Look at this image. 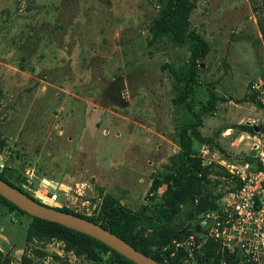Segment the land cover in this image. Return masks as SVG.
Here are the masks:
<instances>
[{
    "label": "rangeland",
    "instance_id": "1",
    "mask_svg": "<svg viewBox=\"0 0 264 264\" xmlns=\"http://www.w3.org/2000/svg\"><path fill=\"white\" fill-rule=\"evenodd\" d=\"M192 1L189 25L209 46L194 98L215 101L199 127L209 142L191 151L206 178L174 211L151 210L163 175L181 168L178 134L191 115L175 77L188 71L193 41L155 36L168 0H0V173L34 199L55 192V207L90 218L110 194L144 211L135 231L158 239L222 205L235 184L229 165L255 154L257 133L241 125L262 117L249 84L264 71V0ZM33 222L0 200V264H119L88 244L29 240ZM206 244L193 255L153 248L166 261L209 264Z\"/></svg>",
    "mask_w": 264,
    "mask_h": 264
},
{
    "label": "trees",
    "instance_id": "2",
    "mask_svg": "<svg viewBox=\"0 0 264 264\" xmlns=\"http://www.w3.org/2000/svg\"><path fill=\"white\" fill-rule=\"evenodd\" d=\"M194 7L195 4L192 0H168L167 5L162 10L161 18L153 25L155 36L159 33H170L176 43H184L187 40L193 41L188 71L182 76L175 77L176 82L183 88L184 93L182 96L184 104L191 115V121L184 123L178 134L179 151L176 154V160L180 163L181 168L175 172H169L163 175L162 184L165 186V189L161 195V202L155 204L151 210L153 211L152 216L155 218L162 212L174 211L177 204L182 199L185 189L190 184H200L201 181L206 178V171L204 167H202L200 159L193 155L191 151L193 139L203 143L209 142L208 138L202 136L199 127L202 125V116L213 107L215 98L212 97V100L206 104L194 98L199 86V79L197 77L198 60L204 57L209 50L206 40L199 32L192 29L189 25V15ZM262 33L264 35V29H262ZM249 95V98L255 101L253 95L250 93ZM241 128L244 131H251L253 126L241 125ZM0 178L13 187L21 190L1 173ZM233 188L234 186L230 189ZM26 194L29 195L28 193ZM30 197L33 198L32 196ZM0 200L10 209H17L26 213L1 195ZM36 201L38 202V200ZM209 207L212 209V207L214 208L215 206L210 205ZM54 208L60 211L73 213L100 224L111 233L127 241L136 249L163 264H179L175 263L177 260L176 257L166 261L164 257L159 254V248L153 247H159L167 244L172 239L180 238V234L177 233L173 235V237L169 236L164 239H158L156 233L148 236L145 233L141 234L136 232L135 228L138 226V222L148 218L146 213L142 210H131L110 194L102 195L95 218L78 214L65 207ZM144 208L147 209L146 207ZM27 238L29 240L34 238H38L39 240L56 238L64 241L68 249H75L84 244H88L92 250H94L93 248H97L99 251L110 252L119 264H136L90 235L38 217H34V222L28 227ZM203 248L207 249L206 260L209 264H219L216 244L208 242ZM3 263H8V259H5Z\"/></svg>",
    "mask_w": 264,
    "mask_h": 264
},
{
    "label": "built area",
    "instance_id": "3",
    "mask_svg": "<svg viewBox=\"0 0 264 264\" xmlns=\"http://www.w3.org/2000/svg\"><path fill=\"white\" fill-rule=\"evenodd\" d=\"M249 93L262 117L251 120L259 126L256 131L251 161L239 159L228 169L235 181L222 205L202 212L193 226L180 232V238L161 245L162 252L174 256L177 252L189 255L212 242L217 246L219 264H264V71L249 84ZM38 195V202L57 205L55 192Z\"/></svg>",
    "mask_w": 264,
    "mask_h": 264
},
{
    "label": "water",
    "instance_id": "4",
    "mask_svg": "<svg viewBox=\"0 0 264 264\" xmlns=\"http://www.w3.org/2000/svg\"><path fill=\"white\" fill-rule=\"evenodd\" d=\"M259 129V126H253V131H258ZM262 129L264 130V127ZM0 195L29 215L58 223L94 237L136 264H163L136 249L127 241L111 233L100 224L73 213L60 211L54 207L39 203L22 190L13 187L1 178Z\"/></svg>",
    "mask_w": 264,
    "mask_h": 264
},
{
    "label": "bare ground",
    "instance_id": "5",
    "mask_svg": "<svg viewBox=\"0 0 264 264\" xmlns=\"http://www.w3.org/2000/svg\"><path fill=\"white\" fill-rule=\"evenodd\" d=\"M51 186H52L53 188L56 187V185H54V184H52ZM39 194H41V196H42L43 198L47 199L48 201H52L50 198L46 197V195L44 194V192H40Z\"/></svg>",
    "mask_w": 264,
    "mask_h": 264
},
{
    "label": "crops",
    "instance_id": "6",
    "mask_svg": "<svg viewBox=\"0 0 264 264\" xmlns=\"http://www.w3.org/2000/svg\"><path fill=\"white\" fill-rule=\"evenodd\" d=\"M259 118H261V117H258L257 119H259ZM251 120H255V119H251ZM250 122H251V121H250ZM200 132H201V131H200ZM201 134H202V133H201ZM202 136H203V135H202ZM195 141H198V140L193 139L192 149L194 148Z\"/></svg>",
    "mask_w": 264,
    "mask_h": 264
}]
</instances>
